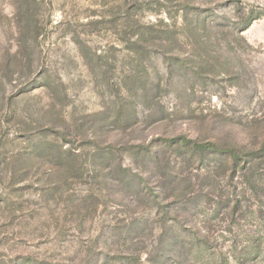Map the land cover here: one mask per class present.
<instances>
[{"label": "rangeland", "instance_id": "1", "mask_svg": "<svg viewBox=\"0 0 264 264\" xmlns=\"http://www.w3.org/2000/svg\"><path fill=\"white\" fill-rule=\"evenodd\" d=\"M0 264H264V0H0Z\"/></svg>", "mask_w": 264, "mask_h": 264}, {"label": "trees", "instance_id": "2", "mask_svg": "<svg viewBox=\"0 0 264 264\" xmlns=\"http://www.w3.org/2000/svg\"><path fill=\"white\" fill-rule=\"evenodd\" d=\"M260 17H261V14H258L255 18L251 19V20L247 23L246 27L248 28V27L252 24L251 21H255V20L259 19ZM211 145H212V144H211ZM211 145H209V146H211ZM212 146H214V145H212ZM230 154H233V152H230Z\"/></svg>", "mask_w": 264, "mask_h": 264}]
</instances>
